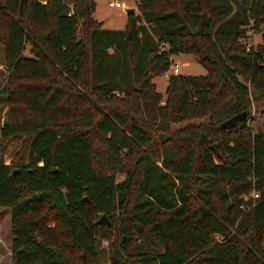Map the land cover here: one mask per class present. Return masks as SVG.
I'll return each instance as SVG.
<instances>
[{"label": "trees", "instance_id": "trees-1", "mask_svg": "<svg viewBox=\"0 0 264 264\" xmlns=\"http://www.w3.org/2000/svg\"><path fill=\"white\" fill-rule=\"evenodd\" d=\"M95 8L0 0L13 264H102L105 239L115 264H264V132L245 124L264 96V42L238 43L264 25V0H137L121 30ZM180 53L206 73L158 91ZM10 138L20 146L4 160Z\"/></svg>", "mask_w": 264, "mask_h": 264}, {"label": "rangeland", "instance_id": "rangeland-1", "mask_svg": "<svg viewBox=\"0 0 264 264\" xmlns=\"http://www.w3.org/2000/svg\"><path fill=\"white\" fill-rule=\"evenodd\" d=\"M96 8L93 13V17L102 22V28L104 29H125L126 23L128 21L127 13L122 7H112L109 5L111 0H95ZM122 4L127 6L137 7V0H118ZM135 14L139 13L138 8L134 11ZM264 25L259 27V30L248 27L246 33L243 37L238 39V43L244 45L247 51L250 48L256 50L258 45H263L264 39ZM23 54L25 56L31 57L29 51V46L26 45ZM172 65L177 66L179 69V74L182 75H203L206 73V69L199 64L193 55L187 53H180L173 56ZM171 69V66L169 68ZM9 75V70L6 65L4 46L0 43V126L8 120V102L7 95L3 92L4 88L7 86V78ZM170 76V75H169ZM169 76L163 73L153 79L156 84V89L160 92L166 90L167 81ZM249 86V83L247 82ZM250 88V87H249ZM163 102V101H162ZM247 127H249L253 132H264V96L258 102L252 101L250 109L247 112V118L245 121ZM216 144L217 142H213ZM20 142L15 139H8L4 142V155L3 159L7 160L10 156L18 149ZM217 150L218 146H217ZM122 177V176H121ZM251 193L243 196L244 201L251 199ZM197 194V193H196ZM196 198L199 199L196 195ZM109 220V219H108ZM11 213L8 208H0V264H13L11 255ZM110 245V239L100 241V251L99 259L102 264H115L111 260L112 251ZM124 264H135L131 262H124Z\"/></svg>", "mask_w": 264, "mask_h": 264}, {"label": "water", "instance_id": "water-1", "mask_svg": "<svg viewBox=\"0 0 264 264\" xmlns=\"http://www.w3.org/2000/svg\"><path fill=\"white\" fill-rule=\"evenodd\" d=\"M123 9L124 11L129 14V13H134V11L137 9V7H131V6H127L126 4H123ZM129 37H130V33H129ZM246 117V111H242V112H239L229 118H227L226 120H224L221 125L223 127L225 126H229V125H234L238 122H241L242 120H244ZM212 149L214 150V152L220 156V153L219 151L217 150V146L216 144H212L211 145ZM82 200H85V201H88V198L87 196H84ZM98 223H108L109 220L106 218V215L105 214H102L99 219L97 220Z\"/></svg>", "mask_w": 264, "mask_h": 264}, {"label": "built area", "instance_id": "built-area-1", "mask_svg": "<svg viewBox=\"0 0 264 264\" xmlns=\"http://www.w3.org/2000/svg\"><path fill=\"white\" fill-rule=\"evenodd\" d=\"M40 1H41V3H46V0H40ZM109 5L112 6V7H122L123 6L122 2L121 1H118V0H111V1H109ZM171 69L172 70L168 69L165 72V75L166 76H169L171 74H178L179 73V69H178L177 66L171 65ZM257 198H259V192L253 191L251 193V199H252V202L251 203H252V205L254 204V202H255V200Z\"/></svg>", "mask_w": 264, "mask_h": 264}]
</instances>
